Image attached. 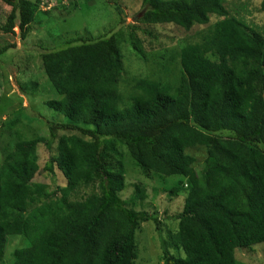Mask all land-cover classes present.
I'll return each mask as SVG.
<instances>
[{
    "label": "trees",
    "instance_id": "obj_1",
    "mask_svg": "<svg viewBox=\"0 0 264 264\" xmlns=\"http://www.w3.org/2000/svg\"><path fill=\"white\" fill-rule=\"evenodd\" d=\"M1 1L11 13L0 30L18 28L24 39L39 0ZM142 1L140 23L182 34L158 61L129 34L136 60L158 64L155 78L122 88L118 28L42 54L57 94L46 105L65 123L47 122L49 140L15 129L13 145L2 151L0 264L15 237H25L28 248L11 264H139L137 232L148 222L160 232L161 223L157 212L136 210L147 197L144 185L136 184L129 200L121 197L124 155L146 176L178 179L170 196L185 194L173 217L177 232L162 242V264H245L237 253L264 243V27L247 21V4L239 9L245 18L228 0ZM255 11L264 16V0ZM42 144L51 151L43 167ZM199 148L206 158L197 167L190 151Z\"/></svg>",
    "mask_w": 264,
    "mask_h": 264
},
{
    "label": "rangeland",
    "instance_id": "obj_2",
    "mask_svg": "<svg viewBox=\"0 0 264 264\" xmlns=\"http://www.w3.org/2000/svg\"><path fill=\"white\" fill-rule=\"evenodd\" d=\"M260 3L261 0H228V5L238 8L240 16L245 18L246 14L242 13L240 8L247 4L252 10L247 21L263 28L264 16L259 11H255ZM116 6L120 7L122 16L118 15ZM10 13L11 8L0 0V28L6 25ZM143 13L142 0H39L38 12L24 39L21 38L18 28L10 34L0 30V161L3 149H9L14 143L15 129L28 139L44 137L49 140L51 138L47 122L65 123L63 122L65 119L54 114L46 105L47 102L56 99L57 94L52 90L44 73L41 58L42 54L50 52L58 44L77 37L102 36L118 28L125 63L122 88L129 89L130 81L133 79L155 78L158 64L155 65L154 62L145 65L136 60L129 48V34L134 32L145 43V51L154 61L156 59L158 61V57L163 55L165 50L174 48L177 44L176 39L181 38L182 34L179 35V32L173 28L143 25L140 23ZM130 26L136 27L139 31H134ZM147 32L158 36L157 41L149 38L145 34ZM159 44L162 46L159 47ZM7 47L10 50L7 53L2 52ZM170 74L172 75L169 77L170 82L176 84L175 77H178V74L175 71ZM11 125L15 126L10 128ZM55 145L56 143L53 147ZM190 154L196 157L197 167L204 163L206 158L204 148L191 150ZM39 156L40 165L43 167L49 160L51 151L42 144L39 148ZM121 163L124 164V175L127 180L126 191L121 197L129 200L134 193V186L144 185L147 197L136 207V210L151 214L157 212L161 223L160 232L153 222L141 225L136 234L137 263L162 264L160 260L162 242L168 240L170 234L177 232L178 221L173 217L182 212L185 194L181 193L179 197L169 195L170 189L177 185L178 179L175 177L166 178L156 174L146 176L138 164L127 155H124ZM40 179L42 181L41 177H37V180ZM57 183L65 184L61 174L57 176ZM56 187L52 186L51 191H55ZM262 237L263 234L258 233L255 240ZM27 248L28 241L25 237L10 238L5 260L1 264H11L15 252L20 250L19 253H24ZM237 258L245 264H264V243L256 244L244 252H238Z\"/></svg>",
    "mask_w": 264,
    "mask_h": 264
}]
</instances>
